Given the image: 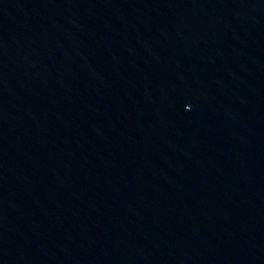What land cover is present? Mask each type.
<instances>
[{"label":"water","instance_id":"water-1","mask_svg":"<svg viewBox=\"0 0 264 264\" xmlns=\"http://www.w3.org/2000/svg\"><path fill=\"white\" fill-rule=\"evenodd\" d=\"M0 264H264V0H0Z\"/></svg>","mask_w":264,"mask_h":264}]
</instances>
